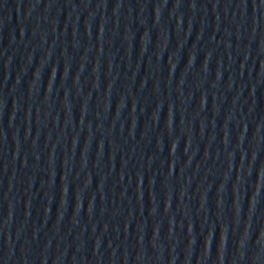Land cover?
Instances as JSON below:
<instances>
[{
    "label": "water",
    "instance_id": "95a60500",
    "mask_svg": "<svg viewBox=\"0 0 264 264\" xmlns=\"http://www.w3.org/2000/svg\"><path fill=\"white\" fill-rule=\"evenodd\" d=\"M248 0H0V264H203Z\"/></svg>",
    "mask_w": 264,
    "mask_h": 264
}]
</instances>
